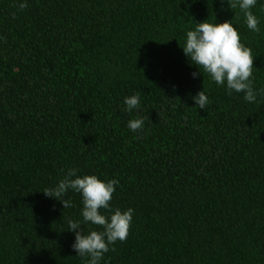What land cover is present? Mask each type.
Instances as JSON below:
<instances>
[{"label":"trees","instance_id":"trees-1","mask_svg":"<svg viewBox=\"0 0 264 264\" xmlns=\"http://www.w3.org/2000/svg\"><path fill=\"white\" fill-rule=\"evenodd\" d=\"M21 2L0 0V264H85L81 195L43 193L68 168L119 179L110 203L135 210L101 264H264V97L194 79L182 48L195 23L233 20L264 89V0L259 32L227 0Z\"/></svg>","mask_w":264,"mask_h":264},{"label":"clouds","instance_id":"clouds-1","mask_svg":"<svg viewBox=\"0 0 264 264\" xmlns=\"http://www.w3.org/2000/svg\"><path fill=\"white\" fill-rule=\"evenodd\" d=\"M231 8L239 7L243 12L247 28L259 32L260 20L254 15V9L259 0H227ZM28 7L27 0L19 3V10ZM185 56L191 64L198 67L199 72H193L194 79L200 73L207 74L212 82L220 87L226 86L228 94L243 93L244 100L256 103L258 97H264V89H257L254 83V55L252 49L241 40V33L233 20L222 23H195L192 30L186 32L185 44L182 47ZM192 99L199 109H206L210 103L205 89L193 96ZM139 93L127 96L123 101V111L132 114L140 107ZM145 119L138 117L128 121L127 127L137 133L144 128ZM78 168H68L63 178L53 187L43 193L59 200L64 208L72 206L66 199L69 191L82 197V220L68 221V230L74 233L72 249L79 257L85 259V264H101L106 253L115 251L117 241L127 240L132 227L133 208L122 210L113 208L110 203L120 184L119 179H101L96 174H79ZM83 225L100 226L102 230L91 227L85 231Z\"/></svg>","mask_w":264,"mask_h":264}]
</instances>
